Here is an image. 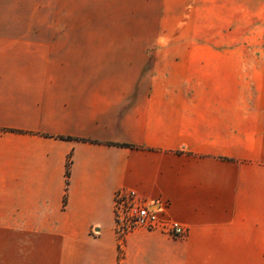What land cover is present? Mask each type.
Listing matches in <instances>:
<instances>
[{
	"label": "crops",
	"instance_id": "1",
	"mask_svg": "<svg viewBox=\"0 0 264 264\" xmlns=\"http://www.w3.org/2000/svg\"><path fill=\"white\" fill-rule=\"evenodd\" d=\"M0 264H264V0H0Z\"/></svg>",
	"mask_w": 264,
	"mask_h": 264
},
{
	"label": "built area",
	"instance_id": "2",
	"mask_svg": "<svg viewBox=\"0 0 264 264\" xmlns=\"http://www.w3.org/2000/svg\"><path fill=\"white\" fill-rule=\"evenodd\" d=\"M167 203L156 208L134 190H120L114 198L115 229L122 237L138 228L158 230L173 237L184 236L187 228L166 217Z\"/></svg>",
	"mask_w": 264,
	"mask_h": 264
},
{
	"label": "trees",
	"instance_id": "3",
	"mask_svg": "<svg viewBox=\"0 0 264 264\" xmlns=\"http://www.w3.org/2000/svg\"><path fill=\"white\" fill-rule=\"evenodd\" d=\"M69 165H70V162H68L67 175H68V173H69Z\"/></svg>",
	"mask_w": 264,
	"mask_h": 264
}]
</instances>
